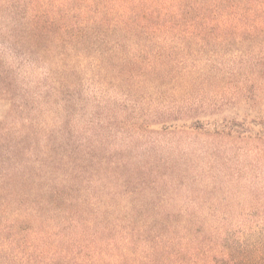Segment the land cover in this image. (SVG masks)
<instances>
[{
    "label": "rangeland",
    "instance_id": "rangeland-1",
    "mask_svg": "<svg viewBox=\"0 0 264 264\" xmlns=\"http://www.w3.org/2000/svg\"><path fill=\"white\" fill-rule=\"evenodd\" d=\"M0 264H264V0H0Z\"/></svg>",
    "mask_w": 264,
    "mask_h": 264
},
{
    "label": "trees",
    "instance_id": "trees-1",
    "mask_svg": "<svg viewBox=\"0 0 264 264\" xmlns=\"http://www.w3.org/2000/svg\"><path fill=\"white\" fill-rule=\"evenodd\" d=\"M109 28L112 27V25H107ZM124 29H127L128 28V25H122ZM137 27V29L139 31L141 30H144V31H148V30H151L152 32H193V31H198V32H203V28H197L196 25L194 24H163V25H150V24H147V23H142V24H138V25H135ZM102 27V24H95V25H81L80 28L82 29V35H88L89 33H92V34H95L97 33V31H99ZM192 123L187 126H192L194 128H203L204 126H202L203 124V121L201 119H194L191 121ZM186 124V123H185ZM208 124V123H207ZM199 127H198V126ZM182 126H185V125H182ZM60 212L61 214L63 215L62 218L65 216V214L67 213V209H60ZM78 212V210H77ZM15 216H19V214H16ZM68 218H71L72 220V223L74 224H79L80 223V220L79 219H72V216L71 217H68ZM172 217L170 216H167V217H164L162 215L160 216H153L151 217L149 223H154L156 221H161V222H168L167 219L171 220ZM173 222V220H171ZM184 222H187L184 221Z\"/></svg>",
    "mask_w": 264,
    "mask_h": 264
}]
</instances>
